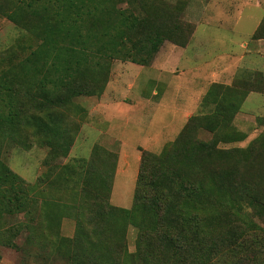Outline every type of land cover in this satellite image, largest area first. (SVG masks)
Here are the masks:
<instances>
[{"label": "trees", "instance_id": "16d2710c", "mask_svg": "<svg viewBox=\"0 0 264 264\" xmlns=\"http://www.w3.org/2000/svg\"><path fill=\"white\" fill-rule=\"evenodd\" d=\"M123 1L124 7H118V0H0V15L39 42L22 61V67L40 75L38 94L30 99L39 108L36 133L65 155L72 141L58 139L54 122L41 125L42 107L55 98L63 103L69 95L101 94L108 78L91 72L100 64L95 58L107 59L105 72L114 58L148 66L165 41L186 46L194 32L195 26L178 15L183 18L189 0L171 5ZM253 38H264V17ZM7 78L0 75V128L5 130L21 126L23 109L15 80ZM234 82L211 83L200 110L160 152L140 147L130 208L110 202L111 177L83 171L79 191L88 213L85 220L75 216V235L61 234L60 216L53 210L45 212L37 235L30 186L0 160V216L26 213L27 241L62 256L65 264H264V226L250 216L264 215V133L243 147L220 146L230 140L224 137L231 132L223 129L232 127L247 94L259 91L246 87L248 79L243 85ZM49 86H55L54 97ZM201 129L213 137L192 136ZM73 172V165H63L64 176ZM129 225L137 229L133 251L127 242ZM23 226L4 231V242L20 248L14 236Z\"/></svg>", "mask_w": 264, "mask_h": 264}, {"label": "rangeland", "instance_id": "374dc122", "mask_svg": "<svg viewBox=\"0 0 264 264\" xmlns=\"http://www.w3.org/2000/svg\"><path fill=\"white\" fill-rule=\"evenodd\" d=\"M245 1L247 0L221 1L222 8L227 12L225 15H216V18H213L207 12L197 23L189 47L196 48L193 43L203 40L201 43L204 45L198 46V54L202 59L196 58L190 51L184 52L177 47L179 45L165 41L155 57L157 69H164L161 77L157 76L151 66L143 68L140 64L120 58L110 61L109 71L105 72L108 67L107 59L95 58L94 61L100 64L91 69V72L101 79L108 78L104 91L99 95H69L71 97H65L66 101L63 103L62 99L55 98L47 103L46 107H42L39 114L41 125L47 121L57 124L58 139H71L72 143L66 155L63 154V149L49 147L44 136L40 137L36 133L37 120L34 116L39 113V108L37 103L30 99L38 94L36 87L40 75L32 69L22 67V61L31 55L39 42L29 31L0 15V75L7 74V79L15 80L17 99L23 100L21 126L6 130L0 128V160L30 186L31 215L35 218L37 235L42 232L39 225L45 224L43 216L49 210L57 212L60 216V231L63 236L71 238L75 235V216L80 215L85 220L88 213L87 209H83L86 207L85 199L79 191L83 171H88L96 177H111L110 202L122 207L132 206L140 147L160 152L167 142L177 136L184 125L185 111L190 109L197 113L200 110V102L210 83L219 80L216 67L226 65L227 69L235 68L234 61L226 60V53L232 50L239 52L242 40H249L243 38L245 33L235 35L232 30L241 15L240 9H237L238 3L245 4ZM249 1V4L243 7V14L250 13L252 19L239 24L241 31L247 33L264 12V6H255L256 0ZM163 2L171 5L181 0ZM117 5L124 7L127 4L118 0ZM178 15L185 23L195 26L189 21L190 16L187 17L183 13V19L179 12ZM223 34L227 37L220 36ZM257 57L258 65L264 70V52ZM165 62H171L169 68H164ZM175 69L178 72L173 75L170 71ZM150 78L161 80V84L156 87L160 96L157 97L159 100L154 102L156 108L144 114L147 104L142 102L141 97L148 96L150 85L154 84L152 82L147 85ZM245 79L249 80L247 88L264 92V73L259 70L239 68L229 79V84L239 80L243 85ZM54 87H48L50 97L56 94ZM126 107L130 110L124 112ZM223 132L231 133L224 137V140L230 139L229 141L220 143L222 147H243L264 133V93L249 94L234 116L232 127L223 129ZM192 136L210 140L213 134L201 129L196 130ZM59 142L60 140H57V143ZM65 164L73 165L74 172L71 175L64 176L62 173ZM113 165H116L114 170ZM12 205L14 204H9ZM250 216L264 226V215ZM28 221L26 213L16 210L0 216V264H65L62 256L49 255L47 249L43 250L27 241V235L31 233L27 227ZM21 224L24 225V231L14 236L20 247L17 249L4 242L3 232H11L12 228L15 230ZM126 234L128 247L133 251L137 229L129 225Z\"/></svg>", "mask_w": 264, "mask_h": 264}, {"label": "crops", "instance_id": "0c3cea01", "mask_svg": "<svg viewBox=\"0 0 264 264\" xmlns=\"http://www.w3.org/2000/svg\"><path fill=\"white\" fill-rule=\"evenodd\" d=\"M221 1L224 2L225 0H189L187 5H186L184 14L187 17L190 16L189 21H191V22H193L195 24V29H194V32H193V34H192V36H191V38H190V40H189V42H188V44L186 46H177V45H175V46L181 48L182 50H184V52L185 51H187V52L190 51V53L194 54V56L196 58L202 59L203 57H200V55L198 54V53H200V51H199L200 49L198 50V46L200 47V45H204V44H202L203 40L196 41L195 44L193 43V45L197 46L196 48H193V47H189L190 44H192L191 43V39L194 36L195 30H196V27H197V23L202 20L203 16L207 12L209 14H211L213 18H216V15H217V17L218 16L221 17V16H223V15H225L227 13V12H225L224 7L222 8V5L220 3ZM263 1L264 0H256L254 4H255L256 7H261V6H264ZM249 2L250 1L247 0V1L244 2L245 4H243V2H242V4L238 3L240 7L237 6V9L238 10L240 9L239 12H240L241 15L239 16V19L236 22V26L232 28L233 34L238 35V34L245 33V36H243V38L244 39H249V40H242V42L240 44L241 45V50L239 52H235V50H232L231 52L226 53L227 54L226 55V60L227 61L228 60L234 61L235 68L232 70V68L227 69L226 65H219L218 67H216L217 68V75L216 76L219 78V80L213 81V82L229 84V79H231L234 76V74L236 73V71L239 68H247L249 70L250 69L251 70H259V71L264 73V70H262L263 68L260 67V65H258V63H257L258 62L257 55L261 54L262 52H264V38H253V33L255 32L256 28L259 26L262 18L264 17V12H263L262 16L256 20L255 24L253 25V28L248 33L241 31L242 29H240V27H239L240 26L239 24L242 21L243 22H245V21L247 22L248 19H252V15L250 13L245 14V15L243 14L244 13L243 7L248 5ZM206 35L207 36H211L210 33H206ZM220 36H222L223 38L227 37L224 34L220 35ZM230 41H232V40H230ZM233 42H235V41H233ZM204 43H207V42L204 41ZM187 48H189V49L187 50ZM192 49H194V50H192ZM201 50H202V48H201ZM156 60H157V58H155L153 60L152 64H150L148 66H151L152 69L157 73V76L161 77V73L164 71V69L163 68L157 69L156 64H155ZM170 64H171V62H165L164 68H169ZM229 65L231 66L232 64H229ZM142 67H143V65H142ZM197 68H199V67H197ZM170 72L173 75H176L177 74L176 72H178V70L175 69V71L171 70ZM194 80L197 82L196 78ZM152 82H154V84L150 85ZM158 84H161V80L150 78V80L147 82V85H150V89L147 92L148 96H145L144 98L141 97L142 102L144 104L145 103L147 104V105H145L144 114L148 113V112L150 113L151 109H155L156 108V104L154 102H157L159 100L157 97L160 96V94H159V92H158V90L156 88L158 86ZM160 87H161V85L159 86V89H160ZM252 92L264 93V92H261V91H250L247 94V96L249 94H251ZM126 108L127 109H125L124 112H127L128 110H130V109H128V107H126ZM192 114H194V113L190 109L185 111L186 121Z\"/></svg>", "mask_w": 264, "mask_h": 264}]
</instances>
